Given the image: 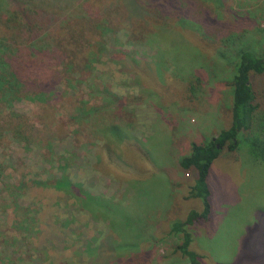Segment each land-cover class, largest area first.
<instances>
[{
  "label": "rangeland",
  "instance_id": "374dc122",
  "mask_svg": "<svg viewBox=\"0 0 264 264\" xmlns=\"http://www.w3.org/2000/svg\"><path fill=\"white\" fill-rule=\"evenodd\" d=\"M114 4L106 16L117 21L119 41L107 42L83 81L55 90L83 99L99 85L119 96L111 105L119 113L100 111L89 134L79 129L80 117L59 112L47 121L41 103L23 100L13 111L0 110V264L188 263L176 250L180 236L168 232L203 204L189 196L195 173L179 160L191 141L211 139L231 125L241 47L264 55V0L205 3L220 18L208 24L210 35L198 20L173 18L181 39L161 49L146 40L129 42ZM229 13L242 19L234 22ZM229 34L239 41L224 42ZM141 63L150 64L139 76ZM114 124L120 141L110 133ZM60 126L59 134L52 132ZM107 139L115 145L112 159L104 150ZM65 176L84 187L85 207L54 187L55 178ZM208 182L210 216L188 226L201 264H264V147L253 153L243 142L236 152H224Z\"/></svg>",
  "mask_w": 264,
  "mask_h": 264
},
{
  "label": "trees",
  "instance_id": "16d2710c",
  "mask_svg": "<svg viewBox=\"0 0 264 264\" xmlns=\"http://www.w3.org/2000/svg\"><path fill=\"white\" fill-rule=\"evenodd\" d=\"M210 1L79 0L74 7L70 0H0V110L13 111L14 104L23 100L41 103L47 121H54L62 112L72 120L80 117L85 123H81L79 129L83 127L89 134H94L100 111L110 115L109 108L116 110L111 105L116 106L119 96L93 85L89 98L76 99L64 90L56 92L55 87L60 83L69 86L83 81L86 69L103 52L107 42L112 40L116 45L119 41L115 29L117 21L112 22L106 16L113 3L120 6L119 21L124 24L119 23L118 27L125 29L129 42L146 40L158 44L161 49L171 46L173 40L181 39L175 36L177 28L170 25L173 18L177 23L186 24L192 19L198 20L206 27L205 34L210 35L208 31L212 30H208V24L219 18L205 10L210 5L205 3ZM238 14L229 13L228 16L236 22L242 19ZM217 35H213L216 40L221 38ZM237 39L229 34L223 41L236 44ZM149 64L141 63L142 70L136 69V75L146 73ZM263 75L264 55L241 47L232 79L231 125L211 139L191 141L190 152L179 160L180 167L195 173L189 196L201 199L203 204L201 210H191L184 220L174 221L168 232L180 236L176 250L188 258L187 264L202 262V255L191 248L193 235L188 226L210 216L212 203L208 177L214 161L224 152H236L243 142L253 153L258 147H264V82L260 80ZM145 76H142L143 80H148ZM93 98L96 101H92ZM60 128L52 132L59 134ZM2 132L0 125V140ZM110 133L122 140L115 124L110 126ZM114 148L107 139L104 150L111 159ZM53 185L74 194L85 207L83 196H80L84 187L80 183L65 176L55 178Z\"/></svg>",
  "mask_w": 264,
  "mask_h": 264
}]
</instances>
